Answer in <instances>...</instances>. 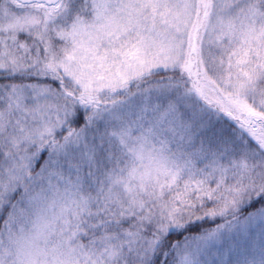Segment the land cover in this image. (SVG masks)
<instances>
[{
  "label": "snow or ice",
  "instance_id": "1",
  "mask_svg": "<svg viewBox=\"0 0 264 264\" xmlns=\"http://www.w3.org/2000/svg\"><path fill=\"white\" fill-rule=\"evenodd\" d=\"M0 264H264V0H0Z\"/></svg>",
  "mask_w": 264,
  "mask_h": 264
}]
</instances>
